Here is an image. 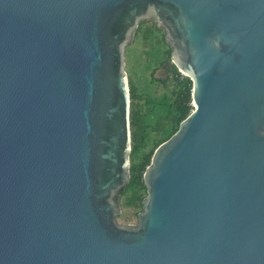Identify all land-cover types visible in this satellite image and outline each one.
I'll list each match as a JSON object with an SVG mask.
<instances>
[{
	"label": "water",
	"instance_id": "water-1",
	"mask_svg": "<svg viewBox=\"0 0 264 264\" xmlns=\"http://www.w3.org/2000/svg\"><path fill=\"white\" fill-rule=\"evenodd\" d=\"M149 19L194 108L122 225ZM0 264H264V0H0Z\"/></svg>",
	"mask_w": 264,
	"mask_h": 264
},
{
	"label": "rangeland",
	"instance_id": "rangeland-1",
	"mask_svg": "<svg viewBox=\"0 0 264 264\" xmlns=\"http://www.w3.org/2000/svg\"><path fill=\"white\" fill-rule=\"evenodd\" d=\"M171 55L172 48L166 41L165 32L157 26L155 20L141 22L133 41L126 49L129 83L130 86L134 84L137 87L139 97L136 106L141 111L146 126V137L139 143L138 149L131 153V164H138L145 156L152 155L157 144L168 139L177 128V123H172L165 130H156L159 118L179 115L176 93L188 80L187 75L179 69L183 85L175 80L178 74L176 66L170 68L168 65L172 62ZM142 181L130 183L131 186L119 195L120 213L116 218L119 224H138L139 213L143 211V200L147 196V187Z\"/></svg>",
	"mask_w": 264,
	"mask_h": 264
},
{
	"label": "trees",
	"instance_id": "trees-1",
	"mask_svg": "<svg viewBox=\"0 0 264 264\" xmlns=\"http://www.w3.org/2000/svg\"><path fill=\"white\" fill-rule=\"evenodd\" d=\"M177 71L176 81L179 83L181 72L176 67ZM187 82L183 85L179 92L176 93V109L179 113L177 116L167 115L165 117H161L158 119L156 124V130H165L168 124H175L177 123V128L174 130L173 133L177 131L179 128L180 122L191 112L194 108V105H191L192 102V80L187 76ZM131 129H132V152L136 151L139 147V143L143 141L146 137L145 134V120L142 116L141 111L137 108V99L139 97L137 87L134 84H131ZM170 134L169 137L172 135ZM165 140V139H164ZM164 140H161L159 144H161ZM155 147V149L157 148ZM154 149V150H155ZM131 152V153H132ZM154 153V152H153ZM153 155V154H152ZM152 155H147L144 159L138 164H131V181H142L144 183L143 174L145 172L146 167L150 164ZM124 188L122 192L126 191L131 184Z\"/></svg>",
	"mask_w": 264,
	"mask_h": 264
}]
</instances>
